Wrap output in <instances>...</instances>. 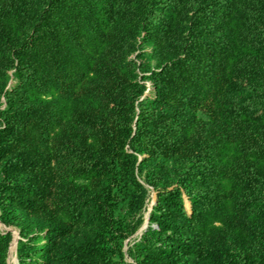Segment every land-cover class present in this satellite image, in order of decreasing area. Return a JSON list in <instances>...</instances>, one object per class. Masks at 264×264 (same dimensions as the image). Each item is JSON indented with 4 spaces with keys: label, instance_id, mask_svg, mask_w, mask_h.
<instances>
[{
    "label": "trees",
    "instance_id": "16d2710c",
    "mask_svg": "<svg viewBox=\"0 0 264 264\" xmlns=\"http://www.w3.org/2000/svg\"><path fill=\"white\" fill-rule=\"evenodd\" d=\"M0 222L18 264H264V0H0Z\"/></svg>",
    "mask_w": 264,
    "mask_h": 264
},
{
    "label": "rangeland",
    "instance_id": "374dc122",
    "mask_svg": "<svg viewBox=\"0 0 264 264\" xmlns=\"http://www.w3.org/2000/svg\"><path fill=\"white\" fill-rule=\"evenodd\" d=\"M149 194H150V197H149V200H148V203H147V210L144 212V221L142 222L141 226L138 228V230L126 241V250L132 246V244L137 241L140 237V234L142 233V231L144 230V228L146 227L147 225V214H148V211L149 209L151 208L152 206V203L154 201V196H155V193L153 191L152 188H149ZM10 232L11 233V236H12V239H11V242L10 244L15 241V250H16V239L17 237L19 236L18 234V230L15 228V227H8V226H5L3 225L1 222H0V232ZM9 248H10V245H9ZM16 253V252H15ZM16 256V254H15ZM7 260H8V264H15L12 260V257H10L9 255V249H8V257H7ZM16 264H18V262L16 261Z\"/></svg>",
    "mask_w": 264,
    "mask_h": 264
},
{
    "label": "bare ground",
    "instance_id": "6f19581e",
    "mask_svg": "<svg viewBox=\"0 0 264 264\" xmlns=\"http://www.w3.org/2000/svg\"><path fill=\"white\" fill-rule=\"evenodd\" d=\"M15 252H16V250H15V241H13L10 244L9 255H10V257H12L13 262L16 264V256H15L16 253Z\"/></svg>",
    "mask_w": 264,
    "mask_h": 264
},
{
    "label": "water",
    "instance_id": "95a60500",
    "mask_svg": "<svg viewBox=\"0 0 264 264\" xmlns=\"http://www.w3.org/2000/svg\"><path fill=\"white\" fill-rule=\"evenodd\" d=\"M155 204V196H154V201H153V203H152V206ZM151 206V207H152ZM150 210H151V208L149 209V211H148V214H147V220H148V216H149V212H150ZM141 235V234H140ZM18 239H19V236L17 237V239H16V245H17V242H18ZM16 261H17V257H16Z\"/></svg>",
    "mask_w": 264,
    "mask_h": 264
}]
</instances>
